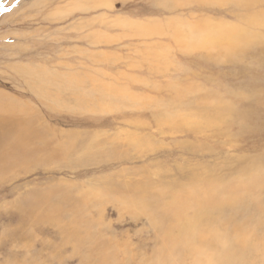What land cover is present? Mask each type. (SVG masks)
Here are the masks:
<instances>
[{
	"label": "rangeland",
	"instance_id": "374dc122",
	"mask_svg": "<svg viewBox=\"0 0 264 264\" xmlns=\"http://www.w3.org/2000/svg\"><path fill=\"white\" fill-rule=\"evenodd\" d=\"M0 91L65 145L0 177V264H264V0H0Z\"/></svg>",
	"mask_w": 264,
	"mask_h": 264
},
{
	"label": "bare ground",
	"instance_id": "6f19581e",
	"mask_svg": "<svg viewBox=\"0 0 264 264\" xmlns=\"http://www.w3.org/2000/svg\"><path fill=\"white\" fill-rule=\"evenodd\" d=\"M230 32H231V30H230ZM218 33H220V32L217 31V35H218ZM222 35L223 34H221V33H220V35H218V37L215 35L216 36V37H214L215 40L217 39L218 42L221 43L225 38H227L226 36L223 37ZM228 37H230V35H228ZM228 41H225V43H227ZM12 96L15 97L14 95H12ZM16 107L17 106L11 100L10 94H7V93H5L3 91H0V141H1V139L5 135L6 136H7V134H10L11 135L15 131V134H14V136L12 137V139L10 141H7L5 144H4V142L0 144V177L2 176V174H4L3 172H5V171L6 172H10L12 170H15L17 166L21 165L22 163H24L28 159L37 157L41 152H50V154H53L54 155V153L57 154L58 152L60 153L63 150H65V145L64 144H61V146L59 147V150L57 149V152L54 151V150H52V149L47 148L48 145H50V142H51V139H52L49 131L47 130L46 132H42L40 130V128H36V129L35 128H32V124L31 123H32V119L33 118H31L26 113L24 115L21 114V111L20 110L19 111H16L14 109ZM228 108L231 110V108L229 107V105H225V106L222 107V109L220 111H222V112L228 111ZM18 112H20V113H18ZM199 114H201V111L197 115H199ZM226 117H227L226 113H220V116H219L220 120H219V122H222V119L223 118H226ZM259 179H264V175H262ZM228 183H229L228 186H226L225 188H222V189H220L218 191L217 190L216 191L212 190L213 187H211V189H206L204 191V193L199 194V198H197V211H196L197 215L206 218L207 222L210 223V225H213L214 227H215V221L218 222V219H217L218 216H216L215 214H220L219 212L216 211V208H220L222 205H224L225 204L224 201L227 198L230 199V198H234V197H236V198L240 197L239 196L240 195V192L238 191V187H237L236 182L234 180H232V181H230ZM249 185H250V183H247V186H249ZM180 191L183 192V193H185L186 196H187V192L184 189H181ZM220 216L222 217L221 214H220ZM71 224H73V222ZM203 224L204 223H202V225ZM191 225H192V223H191ZM188 226H189V224H188ZM194 229H196V227H194ZM207 229L208 230H206V232H209L210 233V235L212 236V238L214 239V241L215 240L220 241L222 239V237H223V234L222 233L221 234H217L216 232L213 231V229H209V227ZM67 230H69V229H67ZM196 231L198 232V230H196ZM236 231H238V230H236ZM192 234H194V236H195V233H192ZM238 235H239L238 233H237V235L234 234L235 237L238 236ZM256 235L257 234H253V236L256 237V239L254 240L253 243H250V242H248L246 240L241 241L240 242L241 244L239 245L240 248H245V247H248L250 245H254L256 247V246H259L260 245V242H264V234L261 235V236H259V235L256 236ZM187 236H188V234H187ZM227 236L229 238H232L233 237L231 235H227ZM190 237H193V236H190ZM82 239H84V238H82ZM187 239H190V243H191V241H192L191 238H187ZM227 240L224 241L225 244L227 243L226 242ZM232 241H230V242H232ZM170 243H172V242H170ZM187 243H189V242H187ZM217 243H219V242H217ZM233 243H230V244H233ZM197 248H199V247L197 246ZM197 248L195 247V249H197ZM92 249L94 250V248H92ZM204 249H205V247H204ZM233 250H234V248H233ZM235 250H237V249H235ZM251 250H253V249H251ZM191 251H192V249H191ZM199 251H203V249L202 250H199ZM216 251H218V250H216ZM220 251H221V249H220ZM205 252H204V254H206ZM242 252H243V250H242ZM255 252H258L257 249H256ZM195 253H197V251ZM230 254L233 255L231 252H230ZM230 254H228V255L230 256ZM228 255H226L225 257H227ZM236 255L237 254H235V256ZM102 256H106L107 257L105 263L108 262L112 258V254H108L105 250H104V252L99 251V258L96 260V261L99 260L98 261L99 264H103V262H104L103 260L105 258L102 259ZM218 257L221 258L220 256H217V255H214L211 258H213V262H214L215 260L217 261L216 258H218ZM197 258H196V260H197ZM235 258H237V257H235ZM232 259H234V258H232ZM198 260H197V262H198ZM237 262L240 263V261H235V263H237ZM108 264H112V263H108Z\"/></svg>",
	"mask_w": 264,
	"mask_h": 264
}]
</instances>
